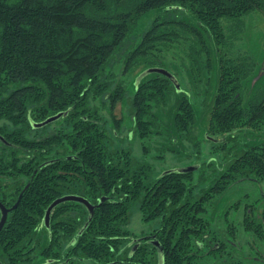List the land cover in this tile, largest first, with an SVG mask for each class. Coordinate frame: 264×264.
Masks as SVG:
<instances>
[{
	"label": "trees",
	"instance_id": "1",
	"mask_svg": "<svg viewBox=\"0 0 264 264\" xmlns=\"http://www.w3.org/2000/svg\"><path fill=\"white\" fill-rule=\"evenodd\" d=\"M153 10L157 16L133 43L140 19ZM252 12L264 15V0H0V201L12 206L23 193L0 235V264H34L36 228L63 189L64 194L72 190L64 182L55 191L53 174L59 168L74 173L72 193L79 190L91 200L110 197L78 238L91 259H118L131 206L139 203L146 221L161 222L156 233L164 256L155 264H199L197 240L210 231L202 217L206 206L231 185L264 180V140H239L264 136V75L259 77L261 68L250 55L225 54L241 39ZM173 50L192 75L205 65L211 68L214 51L219 59L208 132L221 140L218 148L228 156L218 182L202 193L194 173L174 171L153 181L149 164L126 150H112L106 122L90 105L105 97L115 105L125 92L115 72L120 63L121 76L139 69L141 74L164 65ZM173 94L176 133L191 130L196 115L188 97L178 95L172 81L152 74L140 82L131 104L142 138L157 134L155 110L170 104ZM63 112L68 115L57 125L32 130V121ZM68 154L77 161L65 160L59 168L46 163ZM118 155L121 165L115 162ZM62 213L61 223L67 224L74 210L57 208L54 220ZM245 222L264 239V223L256 222L253 211ZM54 250L51 239L44 259ZM145 254L142 247L135 259L145 260Z\"/></svg>",
	"mask_w": 264,
	"mask_h": 264
},
{
	"label": "rangeland",
	"instance_id": "2",
	"mask_svg": "<svg viewBox=\"0 0 264 264\" xmlns=\"http://www.w3.org/2000/svg\"><path fill=\"white\" fill-rule=\"evenodd\" d=\"M158 12V10H153L140 19L138 27L133 34V43L140 41L141 36L149 28ZM244 20L245 27L241 39L235 43L231 51L229 50L225 54L230 56L238 52L247 53L256 61L257 69L261 68L262 70L264 65V15L260 12H252ZM227 32H229L228 29ZM169 52L165 64L157 67L174 74L179 80L182 90L186 91L191 99L196 114L191 138H172V141H169L168 138L164 137L165 134L164 136H154L150 139L151 142L147 141L145 143L151 150L149 156L145 157L143 153L144 141H142L138 131L135 129V121L128 114L127 101L128 98H132L135 94V85L126 80L129 76L126 78L123 75L119 76L118 79L126 85L128 93L122 112L121 146L130 150L134 158L153 164L157 174L168 170L199 166L206 177H210L215 171L220 173L225 163L223 162L225 152L220 151V149L215 150V144L207 135L210 113L218 91L220 78L219 59L214 51V55L211 58V68L206 74V81L196 83L195 78L190 74L192 73L191 67L188 65L183 66L182 58L180 59L174 50ZM121 68L122 63L117 66V74H119ZM138 74V72L130 74V79L135 81ZM196 76L200 78L201 72H197ZM252 94V89L248 88L244 95L249 100ZM174 108L175 105L171 103L167 108L160 111L159 109L155 110L156 113L160 114L167 132H169L170 126L174 127ZM104 112L105 115L108 114L109 109L106 108ZM114 113L118 118L120 117V104L117 105ZM241 137L239 139L241 142L246 139L249 142L252 138L259 141L264 140V136L258 138L255 135ZM195 141L201 144L197 152L193 146ZM165 142L173 152L166 151L165 159L153 157L159 154L158 144L165 146ZM210 183V180L207 181L206 186L209 187ZM249 211L254 212L256 222L264 223V180L259 183L252 181L238 183L230 186L213 199L206 213L202 214L210 223L208 238L204 241L206 245L210 246L212 244H225L226 248L223 252L219 251L216 257L211 254L206 255V258L202 261L203 264H264V239H260L256 235L254 228L247 230L246 222H244L245 215ZM158 226V221L144 222L142 213L139 209H135L132 212L128 229L131 233L141 236L151 233Z\"/></svg>",
	"mask_w": 264,
	"mask_h": 264
},
{
	"label": "flooded vegetation",
	"instance_id": "3",
	"mask_svg": "<svg viewBox=\"0 0 264 264\" xmlns=\"http://www.w3.org/2000/svg\"><path fill=\"white\" fill-rule=\"evenodd\" d=\"M243 54H247V53H243ZM247 55H249V54H247ZM203 67L204 68L201 71L200 78H197V76H196L197 71L194 73V75H192V73H190L195 78L196 83H201V82L206 81V74L208 73L210 68L207 69L206 65ZM256 68H257V64H256ZM155 69H160V68L152 67V68L147 69L145 72H142L141 74H140L141 69H139V70H136L134 72H129L128 74L125 75V77L127 78L129 76L126 80L135 85V92H136L137 87L140 84V82L143 81L148 75L158 74V73H151L150 72L151 70H155ZM162 70H165V69H162ZM116 71H117V69H116ZM165 71L170 74V77L165 76V75H162V76L173 82L177 94L178 95L183 94V95L187 96L189 101L191 102V99L189 98L188 93L186 91L182 90L177 77L174 74H172L170 71H168V70H165ZM121 72H122V68L120 69L119 74H117V72H116L118 77L121 76ZM137 72L139 74L137 75L135 81H132L130 79V74L137 73ZM158 75H161V74H158ZM259 77H262V76H259ZM124 87H125V92L118 99V101L115 102V105H113L112 99L108 98V97L93 100V101H91L92 103L90 104L94 107L99 108L101 117H103L104 122H106L110 148L112 150H115V151L126 150V151L130 152L132 158L134 160H136L137 162L149 164L153 169V175H152L153 181L159 179L161 176H164L165 174H168V173L174 172V171H179V172H184V173H194V183L198 186V192L202 193L204 191L206 192V191L210 190V188L213 187L218 182V180L220 179V175L222 174L221 172L218 173L217 171H215V173L212 176L206 177L205 173L202 172L201 168L199 166H195V167H190V168H186V169L168 170V171L162 172L160 174H157L155 172L153 164H151L147 161L138 160V159L134 158L130 150L122 148V146H121L122 145L121 129H122V122H123L122 112H123V106L125 104L124 101H125V98H126L127 93H128L127 87L125 84H124ZM134 95L132 98H128L127 106L129 109L128 114H130V116L135 121V116H134L133 109L131 106V104L133 102ZM171 103H173V105H175L174 115H173V123H174L176 106H177V95H175V94L172 95ZM118 104H120V117L119 118L114 113V110ZM170 104H168L165 107H162L161 109L167 108ZM191 105H192V103H191ZM106 108L109 109V113L105 115L104 111H106ZM161 109H159V111ZM154 114L156 116V124H158V126H159L158 129L156 130V133H157L156 135L154 134L153 136L142 138L140 136L138 129H137V125H136V121H135V129L138 131V134H139L140 138L142 139V141H144L143 153H144L145 157L149 156V154L151 152V150H149V147L145 143L147 141L151 142L150 139L154 136H157V135L158 136L159 135L164 136V134H165L164 137L168 138L169 141H172V138H178V139H181L183 137L191 138L192 129H193V126L195 123L193 124V126L189 132H181L178 134V133H176L175 126L174 127L170 126V130H169V132H167L165 124H163V121L160 117V114L156 113V112ZM58 115H62V116L58 120H56L55 122L47 124L43 128H35L36 125L47 122L51 118L56 117ZM67 115H68V112H63V113H59L57 115L51 116L49 118H46L44 121H37V120L32 121L31 122L32 130L34 132H40L41 130H43L45 128L48 129L49 127H52L53 125H57ZM195 121H196V118H195ZM207 135H208V138L212 139L213 144H215L214 149L219 150L220 148H218V147L220 145L221 140L218 137L210 135L209 132ZM0 139H2V138H0ZM149 142H148V144H149ZM158 145H159V149H158L159 154L156 156H153L155 158L165 159L166 151L173 152L170 148H168V146L166 145V142H165V146H163L161 144H158ZM193 146L195 147L196 152H197L199 150L198 148L201 146V144L195 141L193 143ZM233 147H234V144L228 146V148H233ZM220 151H222V150L220 149ZM223 152H225L223 162H226L227 161L226 157L228 155H227L226 151H223ZM120 157H121V155H118L115 158V162L118 165H121ZM77 159H78V156H76L74 154H72V155L68 154L65 156L56 155L54 157V159L52 158V160L46 161V163H51L52 165L54 163H58L59 164L58 168H59V167H62V163H64L65 160L69 161L70 164H73L71 162H76ZM36 173L37 172L35 171L34 174H36ZM51 174H53V173L50 172V175ZM73 174L74 173H72L71 171H69V172L63 171L62 168H59L53 174V176L56 178V182L54 183V186L56 187V189H55L56 192H58V190H60V187L62 188V185L64 182H66V183L69 182V184L72 185V187H71L72 190H71V192H68L67 191L68 188H67L65 190V194H64V189H63V192L61 193V195L56 197L52 201V203H50V205L48 206V208L46 209V211L44 213V217L42 218L39 226L36 228L37 233H36V237H35V243L38 245V247L36 248V251H35L34 257H36V260L34 261V264H155V262H157V259H159V258L161 259L164 256V252H163L161 242L158 239V236L156 233L161 228L160 219L154 220V221H146L144 218V215L141 211V207H140L141 205L139 203H137V204H133L131 206L130 216H129L128 222L124 226L125 235L120 237L121 243L123 242V244H121V246H119V248L117 249L118 252H117L116 258L118 257V259L111 261L109 263L98 262L96 259H91L88 252H86V250L88 249L86 245H84V246L80 245V247H78V238H79V235H81L85 231V229L89 226V223L95 217L97 210L100 207H102L110 197L109 196L108 197L103 196V197L97 198V200H91L90 197H86V196H84V194L79 193L80 192L79 190H78V193H76V194L72 193V191H74L73 186L75 187V185H76L74 182V178H72ZM85 176H90V174H85ZM209 180L211 181V183H210V186L207 187L206 183ZM250 181L256 182L253 179H251ZM76 183H77V181H76ZM256 183H259V182H256ZM83 184H84V179H82V181L80 182V186ZM231 186H233V185H231ZM28 187H29V185H25V190L28 189ZM83 192H87V191L83 190ZM22 196H23V193L20 194L16 203L12 206H6L5 204H3L0 201V205L8 211L7 218H6V221H5V224L2 228V230L0 231V235L2 234L5 227L7 226V223H8V220H9L11 213L14 212L15 210H17V208L19 207ZM68 197H76V198L82 199L83 202H78V201L63 202V203L55 206V208L51 211L49 218L47 219V212L50 209V207L56 201L64 199V198H68ZM215 197L213 199H215ZM213 199L206 206V211H207L208 206L212 203ZM84 202L88 203V205L90 206V209L86 205V203H84ZM71 205H73V206H71ZM66 206H67V209H68V207H71V209L74 210V215H72V219L67 220V224L66 223L64 224V222H66V221H62V223H63L62 224L60 218H62L63 213L59 216V218L57 220H54L53 214L57 208L66 207ZM135 209H139V211L142 213V217H143L144 222L151 223V222L158 221L159 226L156 227L155 229H153L151 233L144 234L141 236H137V235L131 233L128 229V225L130 224V221H131L132 212ZM2 217H3V213H2V209L0 207V223L2 221ZM202 217H203V215H202ZM64 233H66V236H67L66 239H64ZM74 234H76V236ZM60 235L63 238H61ZM207 238L208 237L205 235L203 238L197 240L198 241L197 244H198V248H199L197 250L198 255H199L198 256L199 264H203L202 261H204V259L206 258V255L211 254V255L216 257L218 255L217 253L219 251L223 252V250H225V248H226L225 244H221V245L220 244H214V245L212 244L211 246L206 245L204 240ZM51 239H52V246H54L55 250L53 253H50V256L48 259H44V258H47L46 256H43V255H46L45 249H47L48 244H50ZM142 247H143V249H145V253H146L145 257H143L145 260L139 261V260L135 259V255H136L137 251ZM154 249H156V251ZM43 253H45V254H43ZM104 253L105 252L103 251L102 255H104ZM51 255H53V258H51ZM239 264H241V263H239Z\"/></svg>",
	"mask_w": 264,
	"mask_h": 264
},
{
	"label": "water",
	"instance_id": "4",
	"mask_svg": "<svg viewBox=\"0 0 264 264\" xmlns=\"http://www.w3.org/2000/svg\"><path fill=\"white\" fill-rule=\"evenodd\" d=\"M151 73H158V74H161V75H165V76H168L170 77V74L168 72H166L165 70H162V69H155V70H151L150 71ZM264 75V65H263V68L262 70L260 71V74L259 76H263ZM62 115H58L56 117H53L51 118L50 120H48L47 122H44L42 124H39V125H36L35 128H43L44 126H46L47 124H50V123H53L55 122L56 120H58ZM67 201H78V202H83L82 199H79V198H76V197H68V198H64V199H61V200H58L56 201L51 207L50 209L48 210L47 212V219L49 218V215L51 213V211L55 208V206L63 203V202H67ZM86 203V205L89 207L90 209V206L88 205L87 202H84ZM1 209H2V213H3V217H2V221L0 223V231L2 230L4 224H5V221H6V218H7V214H8V211L2 207L0 205ZM92 210V209H91Z\"/></svg>",
	"mask_w": 264,
	"mask_h": 264
}]
</instances>
